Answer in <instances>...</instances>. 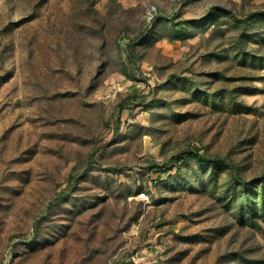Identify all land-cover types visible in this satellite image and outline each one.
I'll list each match as a JSON object with an SVG mask.
<instances>
[{
	"label": "rangeland",
	"instance_id": "374dc122",
	"mask_svg": "<svg viewBox=\"0 0 264 264\" xmlns=\"http://www.w3.org/2000/svg\"><path fill=\"white\" fill-rule=\"evenodd\" d=\"M0 264H264V0H0Z\"/></svg>",
	"mask_w": 264,
	"mask_h": 264
},
{
	"label": "trees",
	"instance_id": "16d2710c",
	"mask_svg": "<svg viewBox=\"0 0 264 264\" xmlns=\"http://www.w3.org/2000/svg\"><path fill=\"white\" fill-rule=\"evenodd\" d=\"M95 151V150H94ZM94 151L91 153V155L94 153ZM199 161L205 162V161H215L216 159H210L208 157H204L202 155H199L198 153H195L194 155Z\"/></svg>",
	"mask_w": 264,
	"mask_h": 264
}]
</instances>
